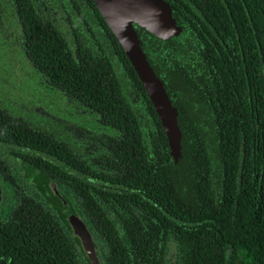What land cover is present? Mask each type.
<instances>
[{
    "label": "flooded vegetation",
    "instance_id": "flooded-vegetation-1",
    "mask_svg": "<svg viewBox=\"0 0 264 264\" xmlns=\"http://www.w3.org/2000/svg\"><path fill=\"white\" fill-rule=\"evenodd\" d=\"M79 6L83 13V0H0V233L12 230L20 239L17 248L33 264L49 263L42 251L46 238L62 249V264H68V251L74 255L72 264H92L69 221L74 216L89 231L99 264H194L197 228L212 230V217L220 208L213 202L208 212L202 211V200L210 201L205 192L216 190L218 177L211 178L216 173L205 162L196 172L180 164L183 137L179 110L171 100L180 131L177 158L170 153L161 122L150 119L125 76L118 79L130 98L124 125L93 107L82 85L74 91L68 78L62 87L54 83L59 78H52L51 62L43 58L44 48L51 47L45 30L38 29L55 23L60 35L56 44L65 54L73 52L77 43H85V29L75 19L74 32L65 17L70 7L76 11ZM219 40L227 53V44ZM254 47L252 78L258 79L257 40ZM192 51L193 78H199V51ZM207 56L213 80L218 78L216 52L211 49ZM235 69L244 65L239 62ZM193 105L195 111V98ZM133 117L143 125L133 129ZM148 150L156 166L167 161L165 153L177 165L163 174V187L151 190L142 183L148 179ZM251 166L254 174L260 173L258 163ZM150 191L158 192L150 196ZM5 253H0V264Z\"/></svg>",
    "mask_w": 264,
    "mask_h": 264
},
{
    "label": "trees",
    "instance_id": "trees-1",
    "mask_svg": "<svg viewBox=\"0 0 264 264\" xmlns=\"http://www.w3.org/2000/svg\"><path fill=\"white\" fill-rule=\"evenodd\" d=\"M165 1L171 7L176 24L182 28L180 36L162 40L142 27L135 25V29L148 63L178 107L183 137L180 164H187L189 170L196 172L203 170L200 163L205 162L211 165L207 166L208 170L217 174L211 178L218 177L216 190L205 192L211 202L202 200V211L208 212L213 202L220 203V208L216 218L212 217V230L197 228L193 262L264 264V0ZM83 3V13L80 6L76 11L70 7L65 17L74 32L75 19L85 29V43H77L73 52L69 50L65 54L63 46L56 44L60 35L55 23L52 22V28L38 29L45 30L44 37L51 47L50 51L44 48L43 58L51 62L52 78H59L54 83L62 87L63 78H68L67 83L74 91L82 85L85 98L93 107L110 115L118 125H124L127 123L125 112H130V98L123 92L118 79L125 76L131 90L145 102L150 119L160 124L143 85L94 1L83 0ZM210 33H216L219 38L215 34L209 38ZM219 39L227 44V53ZM256 40L260 45L258 79L252 78L251 65ZM192 49H197L200 55L199 78H193ZM211 49L216 52L213 67L218 70V78L213 80L207 72V54ZM239 62L244 69L236 71ZM194 98L196 109L192 111ZM131 123L133 129L143 125L134 117ZM159 131L166 145L163 129L159 127ZM151 154L148 150V179L142 182L147 184L148 190L163 187V174L177 166L171 164L165 153L167 161H163L162 168L158 167ZM253 162L260 167L257 175L251 166ZM139 182L136 185H141ZM155 192L158 191H150L149 195ZM19 241L12 230L0 233V248L3 247L0 253L9 254L5 253L3 264L8 257V264H33L17 248ZM44 244L43 257L49 259L48 264H62V249L55 242L50 245L48 238ZM73 256L68 251V264L74 261Z\"/></svg>",
    "mask_w": 264,
    "mask_h": 264
},
{
    "label": "water",
    "instance_id": "water-1",
    "mask_svg": "<svg viewBox=\"0 0 264 264\" xmlns=\"http://www.w3.org/2000/svg\"><path fill=\"white\" fill-rule=\"evenodd\" d=\"M93 1L143 85L165 131L170 153L177 158L180 153V131L176 121V109L165 91L162 80L148 63L135 29V25L142 27L162 40L177 36L181 27L176 25L170 5L165 0ZM69 221L74 232L80 237L92 264H99L92 237L86 226L74 216H71Z\"/></svg>",
    "mask_w": 264,
    "mask_h": 264
},
{
    "label": "rangeland",
    "instance_id": "rangeland-1",
    "mask_svg": "<svg viewBox=\"0 0 264 264\" xmlns=\"http://www.w3.org/2000/svg\"><path fill=\"white\" fill-rule=\"evenodd\" d=\"M89 20L91 21L90 17L88 16ZM123 78V77H122Z\"/></svg>",
    "mask_w": 264,
    "mask_h": 264
}]
</instances>
